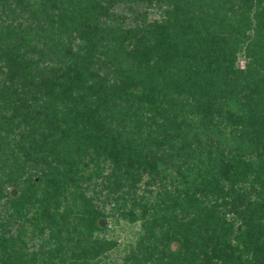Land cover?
Segmentation results:
<instances>
[{"label":"trees","instance_id":"obj_1","mask_svg":"<svg viewBox=\"0 0 264 264\" xmlns=\"http://www.w3.org/2000/svg\"><path fill=\"white\" fill-rule=\"evenodd\" d=\"M17 1L18 7L23 6L20 11L28 6ZM136 1L169 4L166 18L150 24L152 42L140 30L115 36L118 32L110 28L109 44L114 45L103 58L101 50L97 52L105 34L102 19L120 21L112 10L116 0H92L85 7L87 15L77 18L58 9L55 0H46L44 10H56L50 13V25L65 28L68 37L53 41L51 47L34 45L23 54L14 47L2 50L0 96L11 104L14 116L20 112L32 118L34 128L45 125L47 133L27 153V162L35 164L34 173L4 174L10 183L0 182V202L11 211L0 223V246L15 241L9 225L24 218L34 228L31 238L48 232V240H52L38 244L31 257L33 264H59L66 256L60 238L64 232L71 235L66 232L70 224L78 225L73 227L76 231L83 224L91 231L103 230V211L94 208L93 198L79 190L74 179L81 154H94L112 164L103 184H114V192L127 184L133 188L134 177L145 172L164 187L175 184L182 188L173 198L174 206L195 202L193 195L198 194L204 198L200 202L208 199L213 203L208 211L228 209L249 225L242 246L233 247L229 239L232 225L226 220L211 222L213 216L201 212L213 224L212 235L205 231L209 235L201 240L192 238V223L186 224L182 235H173L161 250L154 244L147 262L159 254L160 264H264V231L259 232L264 226V195L258 191L260 202L255 203L251 196L256 191L246 190L260 174L252 157L264 160V0H239L240 16L235 21L215 9L216 1L225 11L228 3L237 0H191L190 7L187 0ZM70 18L78 33L75 38L83 42L78 50L74 49L73 32L67 30ZM131 33L135 43L127 54L133 63H122L126 52L121 43ZM34 55L55 62L33 76L29 57ZM238 55L246 59L244 68L237 66ZM32 89L34 94L29 97ZM37 103L40 110L33 109ZM51 105L64 113L46 115ZM144 111L151 114L146 119L141 118ZM220 119L225 127L239 128L232 151L224 145L218 148L221 137L229 140L218 130ZM225 150L233 156L226 157ZM68 182L74 184L76 193L64 187ZM161 201L148 203L149 207L145 200L136 203L144 202L142 215H150L151 228L158 225V218H168L161 212ZM9 250L13 254H0V264H14L11 259L16 250ZM99 253L73 250L67 264H91Z\"/></svg>","mask_w":264,"mask_h":264},{"label":"rangeland","instance_id":"obj_2","mask_svg":"<svg viewBox=\"0 0 264 264\" xmlns=\"http://www.w3.org/2000/svg\"><path fill=\"white\" fill-rule=\"evenodd\" d=\"M90 1L92 0H55V3L58 9H65L71 18H77L78 14H82L83 16L87 15L85 7L90 4ZM190 1L191 0H187V7L192 6ZM194 1L200 3V0ZM23 2V4L28 6H24V10L20 11L19 8L23 6L21 5L18 7L17 0L16 2L15 0H0V73L4 71V62L2 61L3 58H1V52L6 47H14L17 53L23 54V52L32 51L34 45H37V48L43 47V45L51 47L53 41L57 42L60 39L63 40L68 37V32L65 33V28H55L56 26L52 27L50 25V13H55L56 10L53 11L50 10V8H46L47 10L45 11L44 3L46 0H23ZM236 2H238V4ZM47 5L50 6V3L47 2ZM168 5L169 4L165 3L148 4L136 0H116V4L112 10L120 17V21L102 19L105 34H102V44H99L101 46L97 52L100 53L99 51L101 50L102 55L100 56L104 58L105 54L108 52V47L114 45L109 44V42H112L109 39L112 35L107 32L110 28H114L115 31L118 32L115 36H125L126 32L131 30H136L135 32L139 33L138 31L140 30L144 36L152 42L153 34L149 31L151 30L150 24L162 21L166 18L165 11ZM215 10H218L219 13H226V17H228L229 20H238L240 16L239 0L234 3H228L225 7V11L221 4L216 1ZM30 11L35 15L32 16ZM233 13L235 15H233ZM71 18L68 21L69 26L67 30L73 32V39L75 42L74 49L78 50V48L83 45V42L75 38L78 33L74 30L76 26ZM121 19L123 20L121 21ZM223 28L228 29L225 25H223ZM61 32L63 34H61ZM130 35V38L123 39L121 43V49H123V52H126L121 57L122 63H133L130 54H127L135 43L133 33ZM98 53H95V55L99 56ZM29 58L30 69L33 76H37V70L40 71L41 69L48 68L55 62H51L44 57L38 59L36 55ZM152 60H156L154 53L152 55ZM245 61L246 59L242 55H238V68H244ZM34 81L36 82V80ZM34 91L35 90L32 89L29 97L34 94ZM39 95L37 97H39ZM4 101V96H0V182L4 179L5 185H8L10 180H5L4 174L12 173L14 175H20V170H24V172L28 170L34 173L32 168L35 164L32 161L27 162V153L37 142L41 134L47 132L45 125L34 128V120L32 118H25L20 112H18V114L16 113L15 117L13 114L14 111L10 108L11 104L7 105L6 101ZM39 105L41 104H35L33 109L40 110ZM183 110L187 111L186 108H183ZM47 111V113L44 112L46 115L51 114V116L53 115L55 117L60 113H64L61 107L57 109L52 105ZM142 113V119L149 117L148 114L150 113H146V111ZM214 121H216L217 125L219 120L215 118ZM221 122L222 124L217 126L218 130L221 129L222 133L225 134V138L228 137L229 140L224 139V136L221 137L219 141L221 144H219L220 146L218 148L221 150L220 147L222 148V145H224L223 148H231L232 151V146L234 145L233 140L238 137L239 128L225 127L227 124L222 120ZM222 141H226L227 144ZM223 153L228 158L233 156L228 153V150L223 151ZM96 156L97 155L94 154L92 156L81 154L80 165L76 167L74 179L75 185H79V190L83 191L87 197L93 198L94 208L103 211L106 218V222L104 221L103 223L105 228L100 232L91 231L87 229L86 224H83L80 226L82 228L76 231L73 227H78V225L76 224L75 226L70 224L68 228H66V232H72L71 235L67 236L64 232L63 236L61 235L60 238L65 245L64 253H66V256L63 263L59 262V264H67L70 261V252L73 250L77 252L82 249H88L91 252L98 253L101 251L99 254H96L97 256L93 254L94 261H92L91 264H129L133 258L135 259L131 264H160L159 261H157L159 254H157L152 262H147L145 260L146 256L152 251L154 244H156L155 246L158 247V250H161L162 246L166 244L173 235H179L185 231V228L187 229L186 224L189 225L190 223H192L190 228L192 230L191 237L201 240L202 237H206L209 234L212 235L213 224H211V222L220 223L222 220H226L232 225L230 226L231 233L229 232V239L233 247H241L242 239L245 241V236L250 233L249 225H247L245 219H237L235 215L228 213V209L224 208H219L213 211L214 213L208 211L211 209L213 203H208V199H206V202L203 200V202H200V199L204 198L198 194L193 195V198L195 200L197 199V201H191L189 203L181 202V208L180 203L178 206H174L173 198L178 194V190L182 188L175 184H168L164 187L158 180L155 181L145 172L134 177L136 182L133 188L129 187L127 184L120 189L117 188V191L114 192V188H116L114 184H103V177L112 172L113 166L110 162L102 161V157L99 158ZM252 163L256 164V166H260V174L259 178L254 183L250 185L247 184L246 190H255L256 192L251 196V200L255 203H259L258 191L259 193L262 192L264 195V160L259 161V159L253 156ZM22 166H24V168ZM122 172V168L117 171L120 175L123 174ZM171 173L175 176L176 169L172 170ZM24 175L25 177L27 176L26 174ZM191 177L194 178L195 175ZM249 179L252 180L253 177ZM72 185L74 184L68 182L64 187L69 191H74L75 188ZM117 198L119 201L118 204L116 203ZM133 199L136 200L134 201ZM159 199L164 201H161V212L162 214L164 212L167 213L168 218H158L159 221L155 223L158 225H154L151 228L149 223L151 219L150 215L146 216L148 219L146 217L144 218L142 215V204L144 202H140V204L136 203L139 200H145L149 207V204H153L155 200L159 202ZM189 207H191L190 211L188 210ZM188 211L189 213L186 214ZM201 212H208L207 215L210 214L213 216L211 217V222L208 220L209 218H205V215L203 216ZM10 213L11 211L8 205L6 204L4 206L3 201L0 202V223L5 221ZM262 215H264V212ZM259 216H261V214ZM23 221L24 218H22L21 221L17 220L11 222L9 225V233L12 234L15 241L13 240L14 242L12 244H6L4 247L0 246V254L4 255L6 252L13 254L9 249L13 251L16 250L11 259L14 264H33L34 260H32L31 257L33 252H36L38 244L40 245L46 240L52 242V240H48V232H44L45 235L38 239L31 238L34 228L30 226L27 221ZM226 227L229 228V225ZM205 231H208L209 234ZM263 231L264 226L259 232ZM256 233L254 234L255 237ZM155 237L156 239L153 240ZM198 243H200V241ZM76 244L77 249L71 250ZM78 245L80 247H78ZM99 247H101V249H99ZM171 249H176L175 242L171 244ZM195 251L198 250L195 249ZM248 259H252V257L249 256ZM171 264L176 263L171 262Z\"/></svg>","mask_w":264,"mask_h":264}]
</instances>
